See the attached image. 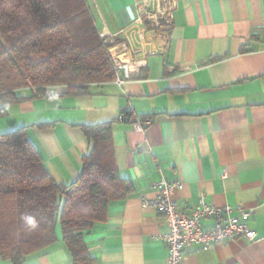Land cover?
I'll return each mask as SVG.
<instances>
[{
    "label": "crops",
    "instance_id": "obj_1",
    "mask_svg": "<svg viewBox=\"0 0 264 264\" xmlns=\"http://www.w3.org/2000/svg\"><path fill=\"white\" fill-rule=\"evenodd\" d=\"M141 1L86 0L98 32L118 41L138 18ZM170 16L166 30L149 29L140 46L146 65L122 87L93 84L80 96L51 86L47 97L12 103L3 116L15 129L27 126L50 173L66 183L80 176L91 148L80 125L113 122L117 167L134 191L112 202L107 221L85 234L100 264L168 263L167 222L142 202L156 196L154 183L162 177L182 182L173 194L182 210L204 194L218 206L254 211L255 241L241 237L189 250L182 264H264V0H172ZM144 118L151 125L136 129ZM0 264L14 263L0 257ZM21 264L72 259L59 232L55 243Z\"/></svg>",
    "mask_w": 264,
    "mask_h": 264
},
{
    "label": "trees",
    "instance_id": "obj_2",
    "mask_svg": "<svg viewBox=\"0 0 264 264\" xmlns=\"http://www.w3.org/2000/svg\"><path fill=\"white\" fill-rule=\"evenodd\" d=\"M115 78L86 0H0V116L12 103L47 97L51 86L65 85L68 94L81 96ZM22 88L32 89V96L17 95ZM80 128L91 148L72 183L53 177L27 126L0 133L2 259L21 264L60 232L72 264H100L85 234L107 221L111 203L126 199L134 186L117 167L113 122Z\"/></svg>",
    "mask_w": 264,
    "mask_h": 264
},
{
    "label": "built area",
    "instance_id": "obj_3",
    "mask_svg": "<svg viewBox=\"0 0 264 264\" xmlns=\"http://www.w3.org/2000/svg\"><path fill=\"white\" fill-rule=\"evenodd\" d=\"M171 4L172 0H142L138 5V18L123 31V41H118L117 35L99 33L116 71L113 82L119 87L131 81L132 74L146 65L145 58L140 55V46L146 41L150 28L166 30L169 27ZM149 125L150 119L138 120L134 124L138 130ZM182 187V182L162 177L154 183L156 196L142 198L145 206L154 207L167 222L169 230L162 236L168 247L167 264H182L189 250L210 249L216 244L241 237L249 241L258 238L257 230L250 225L254 213L252 209L218 206L207 201L202 194L190 210H182L173 198L174 192Z\"/></svg>",
    "mask_w": 264,
    "mask_h": 264
},
{
    "label": "rangeland",
    "instance_id": "obj_4",
    "mask_svg": "<svg viewBox=\"0 0 264 264\" xmlns=\"http://www.w3.org/2000/svg\"><path fill=\"white\" fill-rule=\"evenodd\" d=\"M114 46H111V48H113ZM110 48V47H108ZM117 49V48H116ZM116 49L114 51H116ZM108 50V49H107ZM15 123H12L11 122V119L6 117V116H3L2 118H0V133L1 132H7V131H11V130H14L15 127L14 125ZM14 128V129H13Z\"/></svg>",
    "mask_w": 264,
    "mask_h": 264
}]
</instances>
